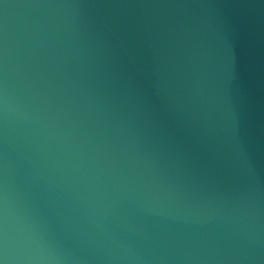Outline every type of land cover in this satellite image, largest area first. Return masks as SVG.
<instances>
[{
	"label": "water",
	"instance_id": "95a60500",
	"mask_svg": "<svg viewBox=\"0 0 264 264\" xmlns=\"http://www.w3.org/2000/svg\"><path fill=\"white\" fill-rule=\"evenodd\" d=\"M0 264H264V0H0Z\"/></svg>",
	"mask_w": 264,
	"mask_h": 264
}]
</instances>
